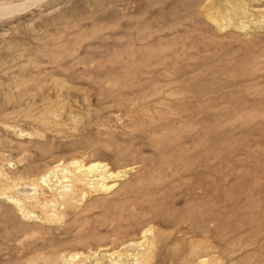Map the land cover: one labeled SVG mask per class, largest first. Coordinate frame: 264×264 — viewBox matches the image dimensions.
<instances>
[{
  "label": "rangeland",
  "instance_id": "1",
  "mask_svg": "<svg viewBox=\"0 0 264 264\" xmlns=\"http://www.w3.org/2000/svg\"><path fill=\"white\" fill-rule=\"evenodd\" d=\"M25 3L0 16V264H264V0L0 9ZM73 162L127 173L40 183Z\"/></svg>",
  "mask_w": 264,
  "mask_h": 264
},
{
  "label": "bare ground",
  "instance_id": "2",
  "mask_svg": "<svg viewBox=\"0 0 264 264\" xmlns=\"http://www.w3.org/2000/svg\"><path fill=\"white\" fill-rule=\"evenodd\" d=\"M27 6H29V3L27 4L25 3L24 5H21V6L17 5L16 7L8 6V7L1 8L0 16L2 18V15L4 14H10L13 12L24 10V8H26ZM70 166L72 168L71 170L68 168V166L64 168L55 166V168L52 169V171L43 175L39 179L40 183L48 187L50 190H55V191L60 190L58 194L61 195V197H65L67 195H73L74 187L76 186H79V188L81 187L89 191L90 193H94V194H96L97 192L106 193L107 191L111 190L115 186V184H113L114 181H118L122 179L123 177H125L127 173V170H125V171H121L115 174V173L109 172L106 166L90 164V166L86 167L80 162H73L70 164ZM94 173H96V175H94ZM63 182H68L72 184L70 186L62 185ZM109 182H112V184H108ZM81 196L84 198L85 193H82ZM11 202H12V199H11ZM147 233H150V230H145L142 233L141 239L144 240L143 242L138 243V244L129 245L125 249L121 258L124 256L136 258L138 254L141 253V249L139 250L140 247L147 248L148 247L147 245L149 244V241H148L149 234ZM78 255L75 254L73 256H70V260L76 259ZM118 256H120V254H118ZM107 258H108V261L110 262L115 261L114 254H109Z\"/></svg>",
  "mask_w": 264,
  "mask_h": 264
}]
</instances>
